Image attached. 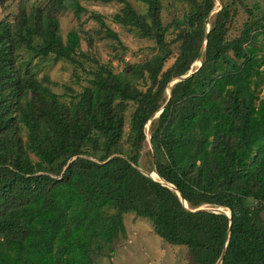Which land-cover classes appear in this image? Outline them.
<instances>
[{
  "label": "trees",
  "instance_id": "1",
  "mask_svg": "<svg viewBox=\"0 0 264 264\" xmlns=\"http://www.w3.org/2000/svg\"><path fill=\"white\" fill-rule=\"evenodd\" d=\"M81 1L121 3L113 21L153 41L151 55L118 71L97 61L82 40L107 37L117 57L126 48L96 13L99 28L63 38L59 15L80 19ZM136 1L144 10L129 0H0V264H94L113 253L128 214L185 245L194 264H215L224 247L221 264H264V8L243 4L247 17L230 35L243 2L219 0L201 66L149 125L151 150L145 126L196 60L215 1L185 0L188 11L170 25L161 0ZM23 50L96 68L66 98ZM152 160L189 208L222 206L230 218L185 208L145 174Z\"/></svg>",
  "mask_w": 264,
  "mask_h": 264
},
{
  "label": "rangeland",
  "instance_id": "2",
  "mask_svg": "<svg viewBox=\"0 0 264 264\" xmlns=\"http://www.w3.org/2000/svg\"><path fill=\"white\" fill-rule=\"evenodd\" d=\"M255 1H259L258 4L264 8V0H242V4L237 3L238 14L230 29V35L236 34L241 22L245 19V14L247 17L243 4L252 6ZM129 2L140 11L145 8L139 1L129 0ZM161 3L163 7L161 16L165 25H170L174 17H181L189 9L188 2L185 0H161ZM81 4L87 9V12L80 19H76L70 10L59 15L60 32L63 38L66 37V33L71 28H99L98 22L90 17L91 14L96 13L101 15L110 29L117 32L126 48L117 57L115 55L120 49H113L111 46L112 40L107 37L99 39L95 35L91 47H88L86 40H82L81 48L84 51L89 50L97 61L109 63L115 71H118L122 69L124 61L139 62L151 55L153 52V41L141 38L136 33L127 31L123 26L113 21V15L122 7L121 3L102 4L81 1ZM220 4L215 2L214 12L221 9L222 5ZM4 13L0 6V14ZM32 55L28 51H22V59L26 61L31 58L33 64L37 62L39 75L48 74L55 83L52 87L53 90L59 94L66 95V98H70V95L86 86L87 78L90 77L88 71L96 68V65L92 62H85L84 68L79 67L75 70L71 64L63 60H57L52 56L41 59L34 58ZM196 66L197 63H194L192 68ZM68 88L73 90V92L68 90ZM146 134H148V130ZM146 148L150 149L148 141L145 145ZM144 160L145 157L142 155L140 162L143 163ZM204 207L211 208L209 205H204ZM218 210L225 211L226 209L219 208ZM124 224L126 228L125 234L117 239L113 253L100 257L96 256L93 260L94 264H194L185 245H174L164 241L153 232L152 225L146 218L128 214L124 216Z\"/></svg>",
  "mask_w": 264,
  "mask_h": 264
},
{
  "label": "water",
  "instance_id": "3",
  "mask_svg": "<svg viewBox=\"0 0 264 264\" xmlns=\"http://www.w3.org/2000/svg\"><path fill=\"white\" fill-rule=\"evenodd\" d=\"M214 1H215V2H218L219 4L221 3L219 0H214ZM220 5H221V4H220ZM219 10H220V9H219ZM216 12H217V11H216ZM216 12H214V8H213L212 11L210 12V15L206 18V20H207V31H206V35H205V38H204V43H203V46L201 47V49H200V51H199V53H198V56H197L196 60L193 62V64H194L195 62H198V63H197V66L192 68V65H193V64H192V65H191V68H190V70L188 71L187 74H185V75H181V76H179V77H176V78H174L173 80H171V81L169 82V84H168L169 87H170V89H169V96H168L166 102L161 106V108H160L159 110H157V111L152 115L154 118H157V117L161 114V112L163 111L164 106L166 105V103L168 102V100H169V98H170V96H171V88H172L177 82H179V81H181V80H183V79L189 77L192 73H194V72H195V71L201 66V64H202V62H201V57H202V53H203V50H204V47H205L206 39H207V36H208L209 30H210V23H209V21H210V16H211L212 14H215ZM195 64H196V63H195ZM149 125H150V123H149V121H148L147 124H146V126H145V127L148 128V134H146V139H147V141H148V143H149V145H150ZM150 148H151V150H152L151 145H150ZM74 158H75V157H74ZM151 172H155V174L157 175V177H159L158 174H157V171H156V167H155V162H154V160H152V163H151ZM151 172H150L149 174H148V173H145V174H146L147 176H149V177H150L152 180H154L155 182H158V183H159V181L151 175ZM159 178H160V177H159ZM161 184H163V183H161ZM163 185H164V186L169 185V186H172V187L175 188V186H173L172 184H169V183H167V182H165V181H164V184H163ZM169 186H168V187H169ZM175 189H176V188H175ZM176 191H177V194H178V196H179L181 202L183 203L184 207L187 208V209H189V210H191V211H202V210H204V211H211V212H215V213H221V212H222V213L226 214L229 218H230V216H231V211H230L229 208H226V209L228 210V213H227L226 211H224V210H218L219 208H224V209H225V207H222V206H214V205L212 206V205H209V206H211V208H205L204 205H202V206H199V207H197V208H189L188 205H187L186 200L184 199V197L180 194V192H179L178 190H176ZM230 230H231V225H229V228H228L227 240H228V238H229ZM224 254H225V247H224V249L222 250V252H221L219 258L217 259V261L215 262V264H221V262H222V260H223V257H224Z\"/></svg>",
  "mask_w": 264,
  "mask_h": 264
},
{
  "label": "bare ground",
  "instance_id": "4",
  "mask_svg": "<svg viewBox=\"0 0 264 264\" xmlns=\"http://www.w3.org/2000/svg\"><path fill=\"white\" fill-rule=\"evenodd\" d=\"M196 63H198V62H196ZM169 89H170V87L168 86V94H169ZM154 119H155V118L152 117V118L150 119L149 123H151ZM147 130H148V128H147ZM151 175H152L154 178H156L160 183H163V184H164V181H163L162 179H160L159 177H157V175L155 174V172H152ZM168 186H169V185H167V187H168ZM169 188H170L171 190H174V191L177 193V191L175 190L174 187L169 186ZM225 211L228 213V210H227V209H226Z\"/></svg>",
  "mask_w": 264,
  "mask_h": 264
}]
</instances>
